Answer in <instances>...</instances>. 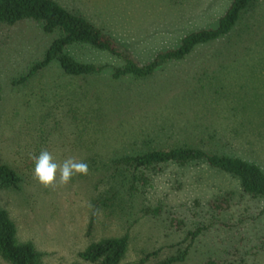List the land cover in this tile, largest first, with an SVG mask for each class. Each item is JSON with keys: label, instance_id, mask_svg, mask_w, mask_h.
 Returning a JSON list of instances; mask_svg holds the SVG:
<instances>
[{"label": "rangeland", "instance_id": "374dc122", "mask_svg": "<svg viewBox=\"0 0 264 264\" xmlns=\"http://www.w3.org/2000/svg\"><path fill=\"white\" fill-rule=\"evenodd\" d=\"M56 1L103 28L123 54L141 61L150 59L157 50L174 47L192 30L216 26L231 2ZM55 37L54 32L45 33L31 19L0 26V122L7 118V123L0 124V156L17 166L21 175L28 173L21 189L0 191V203L16 221L19 237L31 239L48 251L46 264H68L74 250L87 244L83 226L89 182L77 175L66 186L52 189L33 181V161L25 158L32 153L21 149V145L25 144L23 138L31 137L35 123L43 121L48 125L46 132L55 124L60 128L51 136L50 147L58 160L76 156L88 164L103 161L116 149H130L134 139L140 144L141 136L156 129L162 137L167 132L175 133L172 142L183 141L186 133L191 134L192 143L202 142L204 149H209L210 136H216L221 142L230 143L227 153L257 164L264 172V0L246 12L227 35L197 45L182 59L168 61L141 79H113L112 69L121 60L105 51L83 47L75 48L77 57L106 64L105 70L86 77H68L53 62L25 87L13 86L12 78L42 57ZM51 91L63 95L59 112L54 110L58 97H44L46 106L37 101L41 93ZM79 99L83 106L77 109ZM70 108L87 114L85 129L81 128L82 123L78 127L66 116ZM28 112L31 117L25 118ZM162 127L163 131H159ZM60 130L66 136L60 137ZM196 134L199 136L194 138ZM92 139L97 142L93 144ZM170 170L168 178L174 174L171 180L186 173L182 176L186 186L171 190L169 180L159 179L154 196L163 203L162 213L144 217L131 227L129 249L120 264H133L142 253L178 239L180 236L172 232L169 221L172 214L178 216L184 211L183 204L190 205L193 198L204 202L227 191L232 192V209L223 219L231 215L232 223L240 217L244 222L231 231L219 225L211 227L194 242L186 259L176 264H204L205 259L221 264H264V199L240 196L237 178L205 164ZM136 210L132 209L135 215L131 216L139 215ZM126 217L100 212L94 238L123 233ZM61 256L65 258L62 260Z\"/></svg>", "mask_w": 264, "mask_h": 264}, {"label": "trees", "instance_id": "16d2710c", "mask_svg": "<svg viewBox=\"0 0 264 264\" xmlns=\"http://www.w3.org/2000/svg\"><path fill=\"white\" fill-rule=\"evenodd\" d=\"M258 1L231 0L216 26L192 30L184 34L174 47L157 50L150 59L141 61L128 54H123L118 49L115 40L103 28L96 26L79 12L63 6L56 0H0V26L31 19L36 21L45 33L54 32L56 34L42 57L33 61L18 76L12 78L11 82L13 86L25 87L32 78L53 62H57L63 75L68 77H86L105 70L106 64H97L77 57L75 48L83 47L105 51L121 60V64L112 69L111 77L113 79L124 76L141 79L152 74L156 68L168 61L182 59L197 45L209 43L227 35L235 23L243 18L246 12L251 11ZM46 94L47 92H43L39 95L38 103L42 105L45 102L42 99L49 95L58 97L54 101L57 105V109L54 110L59 112V105L63 102L61 101L62 93L51 91ZM37 101L35 102L37 103ZM77 102V109H79V105L83 106V102L81 99ZM43 106H46V103ZM49 108L51 107L48 106ZM47 114L51 115L50 112ZM80 115L81 117H79ZM86 115L85 112L78 114L75 108H70L66 112V116L73 120V124L75 122L79 127V123H82L81 128L84 129L87 126ZM1 116L0 113V119ZM26 117H31L29 112ZM1 123H7V118L5 117ZM46 127L48 125L43 121L35 123L31 127L33 131L31 137L23 138L25 144L21 145V149H25L24 151L27 152L30 149L32 153L26 154L25 158L32 157L33 154L38 155L44 148L50 151L53 143L51 136L55 135L60 128L55 124L46 132ZM152 130L150 133L147 132L148 135L141 136L143 141L140 144L137 145V141L134 139L131 142L134 146L130 149H116L108 159L94 160L93 164H89V173L79 175L80 179L89 182V194L86 199L87 212L83 226V237L88 242L74 250V256L68 264H120L129 249L131 227L144 217H158L162 213L163 203L154 196L157 193L159 179L165 177L166 180H169L168 187H171V190L177 191L186 186L185 179L182 178L186 173H178L179 175H176L179 177L178 179L171 180L174 174H171L170 179L168 178L171 173L170 169L173 167L185 170L205 164L207 168L222 171L237 178L240 196H245L248 199H264L263 170L257 164L232 154L233 152L227 153V147H230L229 142H221L219 138H215L216 136H210L209 149L206 147L204 149L202 142L200 144L192 143L191 134L186 133L183 136V141L172 142L173 137L177 136L174 135L175 133L167 132L166 136L162 137L157 134L156 129ZM159 131H163V127ZM63 135L64 131L60 130L59 136ZM234 135L236 137L238 134ZM198 136L196 134L194 138ZM234 140L232 139V142ZM96 142L97 139H92L93 144ZM234 143L236 145L235 141ZM233 146L231 144V147ZM236 148L240 147L236 146ZM31 166H28L29 172H32ZM16 167L14 164L2 160V156H0V191L21 189V184L27 178L28 173L21 175ZM33 181L37 180L33 179ZM124 197L127 200H124ZM183 205L184 211L178 216L177 213L172 214L168 211L173 215L169 221L170 229L180 237L163 248L142 253L133 264H176L182 262L190 253L194 242L211 227L219 225L222 228H230L231 231L232 228L238 227L244 222V218L240 217L238 221L232 223L231 215L223 219V216L232 209L231 191L223 192L204 202L193 198L190 205ZM136 208L139 215L136 213L138 216L133 217L131 215H135V212L132 209ZM100 212L130 216L126 217L127 221L125 219L124 232L94 238L93 229ZM239 239L242 240L241 237ZM47 254L46 249L39 248L31 239L19 237L16 221L8 209L0 203V261L6 264H46L44 258ZM61 258L63 260L65 257L61 256ZM204 264L221 263L205 259Z\"/></svg>", "mask_w": 264, "mask_h": 264}, {"label": "clouds", "instance_id": "9594fccd", "mask_svg": "<svg viewBox=\"0 0 264 264\" xmlns=\"http://www.w3.org/2000/svg\"><path fill=\"white\" fill-rule=\"evenodd\" d=\"M31 159L33 161V177L45 188L64 187L75 176L87 175L90 170L85 159L68 156L63 160H58L46 148L41 149L39 154L33 155Z\"/></svg>", "mask_w": 264, "mask_h": 264}]
</instances>
